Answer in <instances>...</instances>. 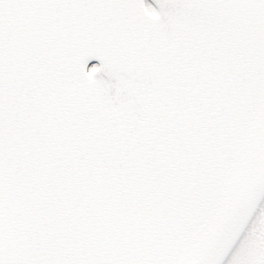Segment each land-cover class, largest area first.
Wrapping results in <instances>:
<instances>
[{"label":"snow or ice","instance_id":"1","mask_svg":"<svg viewBox=\"0 0 264 264\" xmlns=\"http://www.w3.org/2000/svg\"><path fill=\"white\" fill-rule=\"evenodd\" d=\"M0 264H264V0H0Z\"/></svg>","mask_w":264,"mask_h":264}]
</instances>
